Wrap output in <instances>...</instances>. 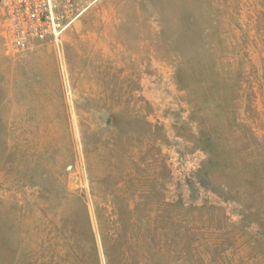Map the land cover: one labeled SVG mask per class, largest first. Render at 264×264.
Segmentation results:
<instances>
[{
  "label": "rangeland",
  "instance_id": "rangeland-1",
  "mask_svg": "<svg viewBox=\"0 0 264 264\" xmlns=\"http://www.w3.org/2000/svg\"><path fill=\"white\" fill-rule=\"evenodd\" d=\"M8 42L0 7V264H264V0Z\"/></svg>",
  "mask_w": 264,
  "mask_h": 264
},
{
  "label": "built area",
  "instance_id": "built-area-1",
  "mask_svg": "<svg viewBox=\"0 0 264 264\" xmlns=\"http://www.w3.org/2000/svg\"><path fill=\"white\" fill-rule=\"evenodd\" d=\"M98 0H0L11 49L58 37Z\"/></svg>",
  "mask_w": 264,
  "mask_h": 264
}]
</instances>
